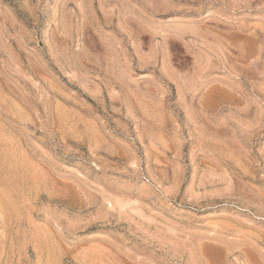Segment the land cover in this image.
Segmentation results:
<instances>
[{
	"label": "rangeland",
	"instance_id": "obj_1",
	"mask_svg": "<svg viewBox=\"0 0 264 264\" xmlns=\"http://www.w3.org/2000/svg\"><path fill=\"white\" fill-rule=\"evenodd\" d=\"M0 264H264V0H0Z\"/></svg>",
	"mask_w": 264,
	"mask_h": 264
}]
</instances>
